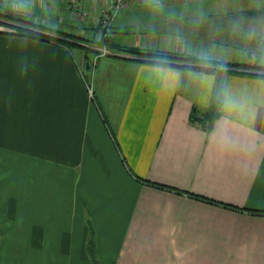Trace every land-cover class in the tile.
<instances>
[{"label": "crops", "instance_id": "crops-1", "mask_svg": "<svg viewBox=\"0 0 264 264\" xmlns=\"http://www.w3.org/2000/svg\"><path fill=\"white\" fill-rule=\"evenodd\" d=\"M177 3L203 9L178 30L112 23L117 48L92 75L71 44L0 33V264H264V78L119 49L264 67V0L150 1L114 21ZM40 9L69 14L67 0H0Z\"/></svg>", "mask_w": 264, "mask_h": 264}, {"label": "trees", "instance_id": "trees-1", "mask_svg": "<svg viewBox=\"0 0 264 264\" xmlns=\"http://www.w3.org/2000/svg\"><path fill=\"white\" fill-rule=\"evenodd\" d=\"M0 14L1 17L5 18L0 19V26H2L1 24H4L3 27L9 28L7 31H0V33H9L19 37L31 38L46 42L71 41V38L64 35L67 33L65 31L59 30L58 28L39 25L33 23L29 19H19V17L14 15V13ZM92 29L95 34L96 26H94ZM94 34L88 38L90 42V44H88L89 48H92V46H106L109 50H111V48H117V46L111 42V36L108 35L107 37H102L101 39L96 40ZM73 42V44H76L75 41ZM119 49L131 55L136 61L140 62H150L158 65L175 66L200 71H225L228 73L250 74L264 78V67L255 64L245 65L240 63H224L217 60L199 58L190 54L165 53L151 50H141L138 48L122 49L119 47ZM87 66L89 67L88 64ZM87 81L90 84L91 81L89 80L88 76ZM191 120L196 121L195 113L192 115Z\"/></svg>", "mask_w": 264, "mask_h": 264}, {"label": "rangeland", "instance_id": "rangeland-1", "mask_svg": "<svg viewBox=\"0 0 264 264\" xmlns=\"http://www.w3.org/2000/svg\"><path fill=\"white\" fill-rule=\"evenodd\" d=\"M177 5L178 6H172V7H167V6L160 7L161 4L156 6L152 5V7H149L151 9L149 8L145 9L146 6L142 5L140 9L137 8L133 11L128 12V14H124L121 12L117 15V18L113 22L114 23L113 30L117 35L120 36H124L126 33H130V32H132L133 34H139V32L146 31L145 27L147 28L146 26L147 23H151L150 25H154L155 28L158 27L156 25L158 24L159 21H161V19L163 20L168 19L169 22L170 21L176 22L177 24L174 26V28L175 30H178L181 28L179 25H182L183 27L185 22L183 21V19H181L182 18L181 16H185L187 13H192V12L195 14L196 12L203 9L201 7H191L187 9L182 3H177ZM122 9L124 8H121V10ZM57 14L58 13H56V15L47 16V11L40 9L38 14L36 13V15L34 16H32L31 14H24L19 12L14 15L19 17V19L32 18L31 20L33 22H40V20L44 18L47 26L52 25L54 28H58L61 31H65L67 34L64 35L71 38V41L66 43L71 44V47L77 49V51L82 50L84 52V55L86 54V52L88 54H91V63L89 64L88 67V70L90 71V69H92L93 57L97 51H100L97 47L89 48L88 46V44H90L88 38H90L94 34V31L91 28V24H90L91 20L83 21L81 23L82 29L81 28L79 29V28H75L79 25L75 24L76 22L73 23V21L69 17V14L61 10H60L61 15L59 14L57 15ZM59 18H62V20L66 24L59 25L57 23ZM0 19H5V18L1 17L0 14ZM165 23L166 22H162V23L160 22L159 27H162L164 32L165 31L169 32L168 30H170V27L166 26L167 23L166 24ZM1 25L4 26V24ZM195 26H197V24ZM73 41H75L76 44H73L74 43ZM81 71L83 72V76L85 78L84 74L87 71V66L85 72L84 69H81Z\"/></svg>", "mask_w": 264, "mask_h": 264}, {"label": "built area", "instance_id": "built-area-1", "mask_svg": "<svg viewBox=\"0 0 264 264\" xmlns=\"http://www.w3.org/2000/svg\"><path fill=\"white\" fill-rule=\"evenodd\" d=\"M94 1L98 2V6L95 13V18H92V12L85 8V5L92 3ZM162 2L166 0H67V11L70 17L74 20H91L96 19V30L95 39L99 40L102 37H107L110 34L112 28V23L117 12L124 6L136 5L146 2ZM176 1H187V0H176ZM94 16V15H93ZM100 51L96 52L92 60V69L88 72V75H92L94 64L97 58L101 55L111 54L112 51L106 46H101L98 48ZM81 75L83 72L80 70ZM85 75V74H84ZM84 82L88 91L91 93V85L87 81V77L83 76Z\"/></svg>", "mask_w": 264, "mask_h": 264}]
</instances>
